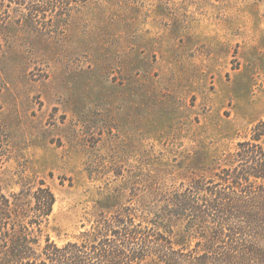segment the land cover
<instances>
[{"label":"rangeland","instance_id":"rangeland-1","mask_svg":"<svg viewBox=\"0 0 264 264\" xmlns=\"http://www.w3.org/2000/svg\"><path fill=\"white\" fill-rule=\"evenodd\" d=\"M11 1L0 194L44 181L59 246L154 218L264 121V0Z\"/></svg>","mask_w":264,"mask_h":264},{"label":"trees","instance_id":"trees-1","mask_svg":"<svg viewBox=\"0 0 264 264\" xmlns=\"http://www.w3.org/2000/svg\"><path fill=\"white\" fill-rule=\"evenodd\" d=\"M12 3L0 0V11ZM57 3L71 0L47 5ZM10 30L0 19V57ZM215 162L216 172H198L154 218H102L63 246L44 238L56 203L44 181L12 199L0 194V264H264V121Z\"/></svg>","mask_w":264,"mask_h":264}]
</instances>
